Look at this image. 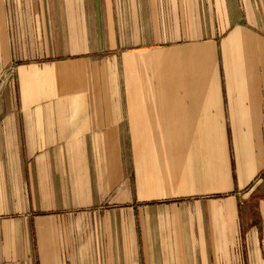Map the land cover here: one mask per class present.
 <instances>
[{
	"label": "crops",
	"instance_id": "0c3cea01",
	"mask_svg": "<svg viewBox=\"0 0 264 264\" xmlns=\"http://www.w3.org/2000/svg\"><path fill=\"white\" fill-rule=\"evenodd\" d=\"M0 264H264V0H0Z\"/></svg>",
	"mask_w": 264,
	"mask_h": 264
},
{
	"label": "rangeland",
	"instance_id": "374dc122",
	"mask_svg": "<svg viewBox=\"0 0 264 264\" xmlns=\"http://www.w3.org/2000/svg\"><path fill=\"white\" fill-rule=\"evenodd\" d=\"M6 71H4L3 73L0 72V79H2L5 76Z\"/></svg>",
	"mask_w": 264,
	"mask_h": 264
}]
</instances>
